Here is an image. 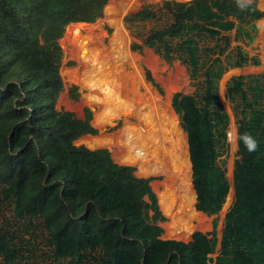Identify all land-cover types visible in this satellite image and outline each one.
<instances>
[{
    "label": "trees",
    "instance_id": "1",
    "mask_svg": "<svg viewBox=\"0 0 264 264\" xmlns=\"http://www.w3.org/2000/svg\"><path fill=\"white\" fill-rule=\"evenodd\" d=\"M109 1L0 0V264H208L218 243L214 264H264V72L227 84L238 159L220 240L217 219L189 242L163 239L153 179L107 148L76 144L96 131L92 112L78 123L57 113L60 40L68 25L100 19ZM157 11L145 35L132 33L141 42L131 50L186 67L194 92L174 93L171 107L187 138L195 208L218 215L230 192L220 164L230 116L219 85L230 69L260 65L232 43L252 44L264 11L257 0L162 1ZM145 76L162 94L148 69ZM244 134L256 151H247Z\"/></svg>",
    "mask_w": 264,
    "mask_h": 264
},
{
    "label": "rangeland",
    "instance_id": "2",
    "mask_svg": "<svg viewBox=\"0 0 264 264\" xmlns=\"http://www.w3.org/2000/svg\"><path fill=\"white\" fill-rule=\"evenodd\" d=\"M124 1L127 0H110L105 7L103 16L94 23H72L68 25L63 38L60 40V45L63 49V58L61 62L60 73L62 76L64 88L59 98L57 99L56 110L59 115L67 117L70 121L75 123L83 120L84 116L88 112H92L91 125L95 128L96 131L94 133L87 134L108 135L112 134L116 128L122 127L126 121L130 122L131 124H135L137 122L136 118L131 113L123 114L121 112L122 114L117 116V118H114L110 124H106L103 127L96 126V115L102 111L103 107L89 103L86 99V90L77 80H75V75L82 74L84 67L79 62L77 55L73 49L69 32L77 30L81 36H85L90 26L92 27L93 33L95 35L102 36V46L110 48V40L112 38V35L114 34V29L108 20L107 10L112 6H118L119 3H122ZM137 1L138 0H132L134 5L137 3ZM162 1L190 2L191 0H143L142 8L144 10L142 13H145V16L138 18L135 17L133 12H131L130 10L125 11V9L121 8L116 11L117 13H115V16L121 19L124 25V39L130 54V60L121 61L120 59L117 60L116 54L110 55V59L106 61V64L103 67V73L106 80H114V78L117 79L121 88L120 99L126 104L131 105V109L140 108L143 109L144 112L148 111L149 114H154L155 118L153 121V125L146 126L143 124V133L148 134V136L145 137V141L147 138L150 152H155L158 148L160 159L163 160V163L169 171H174L175 163L177 162V160L179 161L178 157H182V160L186 161V163L188 162V160L190 162V159L189 157H187V138L185 133L181 129L177 115L174 113L171 107V98L172 95L176 92L192 94L194 92V88L191 85L186 67L179 61H175L174 63L169 65L148 48H145L142 53L134 52L131 50V45L134 41H137L139 43L141 42V39H136L132 35V33L135 31H139L141 35H145V33L155 24L158 16L157 8L158 5H161ZM257 2L258 7L262 11H264V0H257ZM117 8L118 7H116L115 9ZM127 25H130V27ZM231 35L232 37H234L235 33L232 32ZM237 45H241L242 47H244L250 57H256L257 59H259L260 65H249L243 68L230 69L224 74L219 85L221 102L223 103L230 116L227 140L228 149L227 152L220 158V164L225 169L230 183V191L232 188L233 166L235 161L238 159V154L237 138L236 141H233L232 139L229 140V133L233 129H236V121L233 110L228 101V96L225 98L222 92V87L226 86L227 88V84L230 78L233 76H251L258 75L264 72V18L257 22V34L253 43L247 46H245L241 42L232 43V47ZM146 69L151 72L155 81L162 88V94H160V92L146 80ZM149 136L151 138H149ZM76 144L79 146H86L87 148L92 150L99 148L109 149L106 146L90 148L85 144L82 137H80L76 141ZM117 163L133 166L135 168V175L138 177L152 178L153 180L151 182V186L156 193L158 200V193L164 192L168 189L164 185L166 183V180L168 179L167 175H141L135 165L124 162ZM156 185L159 186L158 189L155 188ZM178 187L179 184L177 180L175 184L171 186V191L174 192L177 200L176 208L179 207V203H181L182 200L187 198L186 193L182 192V190H180ZM194 193L195 192L193 190V187H188V198L195 199L194 207H192L195 211L192 210L188 214L185 213L186 215L179 212V216H183L182 221L180 222L182 224L185 223L187 229H189L183 231L182 233L173 234V229L171 228L172 220L167 215H165L160 207L163 215L166 217V221L161 223V226L164 230V234L162 236L163 239L189 242L195 232H210L212 230V222L217 219L218 239L220 240L224 216L233 202V197L232 199H229V201L227 198V206L225 204L218 215L207 216L196 210V195ZM6 217L8 218V214ZM43 233L44 232L41 231L39 232L40 235H42ZM38 241L41 242L40 239ZM38 246L41 247V245ZM220 256L221 254L218 243L215 251L209 255L208 264H214L220 259Z\"/></svg>",
    "mask_w": 264,
    "mask_h": 264
},
{
    "label": "bare ground",
    "instance_id": "3",
    "mask_svg": "<svg viewBox=\"0 0 264 264\" xmlns=\"http://www.w3.org/2000/svg\"><path fill=\"white\" fill-rule=\"evenodd\" d=\"M116 7L118 8L115 9ZM142 7L143 0H138L135 5L132 0H127L119 3L118 6L108 8V20L114 29V34L110 40V48L102 46V36L95 35L90 26L85 36H81L77 30L69 31L73 49L79 62L84 67L82 74L75 75V80L86 90V99L89 103L103 107L102 111L96 115V126L103 127L106 124H110L114 118H117V116L122 113H131L137 121L135 124L126 121L122 127L116 128L112 134H85L82 138L85 144L90 148L108 147L116 162L135 165L141 175H167L168 179L164 185L168 189L158 193V203L165 215L172 220L171 228L173 229V234H176L189 230L185 223L182 224L180 222L183 216H179V212L188 214L192 210L195 211L194 208H192L194 207L195 199L188 198L187 194L188 187H193L191 186L192 181L190 182L192 171L191 163L189 160L186 163V161L182 160V157H178L179 161L177 160L175 163V170L169 171L163 163V160L159 157L158 148L155 152H150L147 143L148 139L146 138L145 141V137L148 136V134L143 133V124L146 126L153 125L155 118L154 114L151 115L148 111V113L146 111L144 112V110L140 108L131 109V105L126 104L120 99L121 88L117 79L106 80L103 73V67L106 61L110 59V55L116 54L117 60H130V54L124 39V25L122 20L115 16V13H117L116 11L121 8L125 9V11L130 10L135 17L138 18L145 16V13H142L144 10ZM127 26L130 27V25ZM222 92L226 98V86L222 87ZM230 134L233 137L232 140L236 141V129H233L229 135ZM149 138L151 137L149 136ZM187 157H189L188 152ZM177 180L179 184L178 188L187 195V198L179 203L178 208H176L177 200L175 194L171 191V186L175 184ZM158 187L159 186L156 185L155 188L158 189ZM232 197L233 182L230 194L228 195V201L232 199Z\"/></svg>",
    "mask_w": 264,
    "mask_h": 264
},
{
    "label": "clouds",
    "instance_id": "4",
    "mask_svg": "<svg viewBox=\"0 0 264 264\" xmlns=\"http://www.w3.org/2000/svg\"><path fill=\"white\" fill-rule=\"evenodd\" d=\"M239 2V0H238ZM241 7H243V5H241ZM233 139L232 135L230 134L229 135V140ZM240 139L243 140V143L247 149L248 152H254L257 150L258 148V143L257 141L251 137L250 135L248 134H244L242 137H240Z\"/></svg>",
    "mask_w": 264,
    "mask_h": 264
},
{
    "label": "crops",
    "instance_id": "5",
    "mask_svg": "<svg viewBox=\"0 0 264 264\" xmlns=\"http://www.w3.org/2000/svg\"><path fill=\"white\" fill-rule=\"evenodd\" d=\"M219 249H220V246H219Z\"/></svg>",
    "mask_w": 264,
    "mask_h": 264
},
{
    "label": "water",
    "instance_id": "6",
    "mask_svg": "<svg viewBox=\"0 0 264 264\" xmlns=\"http://www.w3.org/2000/svg\"><path fill=\"white\" fill-rule=\"evenodd\" d=\"M191 170H192V168H191Z\"/></svg>",
    "mask_w": 264,
    "mask_h": 264
}]
</instances>
